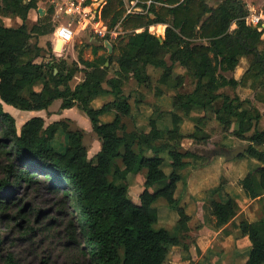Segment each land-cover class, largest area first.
Listing matches in <instances>:
<instances>
[{"label": "trees", "instance_id": "16d2710c", "mask_svg": "<svg viewBox=\"0 0 264 264\" xmlns=\"http://www.w3.org/2000/svg\"><path fill=\"white\" fill-rule=\"evenodd\" d=\"M136 1L142 10L128 13L124 0H105L97 17L107 22L109 31L120 25L124 33L112 42L111 53L99 55L101 48L94 47L93 60L80 53L79 61L69 64L54 55L51 42L47 43L48 53L38 41L32 42L33 37L38 40L54 32L53 6L29 25L28 14L38 8L39 0H0V16L22 19L18 27L0 22V264H30L35 246L47 243L42 233L65 220L66 243L73 252L61 264H164L172 246L182 243L179 234L189 230L191 220L176 197L179 184L187 185L182 171L188 158H202L182 149L181 142L189 137L210 144L206 112L213 113L225 131L248 141L249 171L239 184L248 198L264 195L261 112L256 106H246L249 99L222 91L239 85L240 81L226 73L236 69L241 57L250 59L242 81L249 78V72L264 74L263 33L246 23L249 10L245 2L223 0L211 6L209 0ZM233 23L236 27L232 29ZM156 24L167 25L162 39L149 30ZM106 36L108 39L110 33ZM177 64L192 77L194 88L173 95L171 127L161 129L158 117H152L147 131L127 130L124 117L131 116L132 105L124 93V80L134 78L140 86L150 85L148 67L154 66L164 70L161 83L175 78L177 84L172 87H181L184 77L176 72ZM110 69L114 76L109 75ZM78 71H84L85 79L73 88L70 82ZM37 82H41V90L33 89ZM108 95L114 99L99 108L92 105L95 98ZM58 99H62V109L78 106L89 117L102 142L93 157L88 156L83 130H69L61 120L45 125L42 116L28 119L18 130L15 116L2 103L34 111L48 109ZM155 110L162 114L158 106ZM193 110L203 114L192 118L195 130L184 134L183 115L189 117ZM109 112H115L114 118L103 121ZM234 122L237 126L232 129ZM60 127L68 134L64 151L50 144ZM166 151L169 174L162 156ZM144 169L143 183L132 187L140 189L134 199L127 177ZM33 187L57 195L63 208L59 215L66 219H46L45 210L33 207L25 196ZM159 198L178 212L180 233L156 227L159 214L154 204ZM239 208L230 195L212 200L215 226L229 223ZM238 227L251 244L245 264H264V217L241 219ZM53 257L46 253L42 263L54 264Z\"/></svg>", "mask_w": 264, "mask_h": 264}, {"label": "rangeland", "instance_id": "374dc122", "mask_svg": "<svg viewBox=\"0 0 264 264\" xmlns=\"http://www.w3.org/2000/svg\"><path fill=\"white\" fill-rule=\"evenodd\" d=\"M67 0H60V4L58 6L59 14L58 18L59 21L64 22L68 25H70L73 29H75V37L72 40V42L69 43L68 46L64 49V52L60 55L59 57H65L66 60L68 61L69 64H72L73 61H79V54L83 56V58L87 60H93L95 58V55L93 54V48L94 47H99L98 53L106 55L109 53V47L112 44V42H117L120 39V36L124 33L122 31V27L120 25H117L114 29H112V32L105 33V35H100L99 33H96L91 27L88 25H85L83 28L79 27V20L77 17H75L72 13H69L67 11L68 6L64 5ZM75 3H77L78 0H72ZM101 1V5L103 6L106 2L105 0H84L86 4H88L90 7L95 6L94 4L99 3ZM223 0H209V4L211 6H217L220 2ZM245 4L248 6V4H251L252 6H256V8H252L253 13H260L264 10V0H243ZM50 0H41L39 2V6H42L45 8H49L51 6ZM125 4V9L126 11L131 9L134 11V9L139 8V10H142L140 6L137 4L134 5L132 0H124ZM99 6V7H100ZM94 10V9H93ZM58 23V21H57ZM70 23V24H69ZM105 25L107 26V22L104 21ZM11 24H16L15 21H12ZM164 25V31L160 33L159 31V26L152 25L149 27L150 32L155 33L157 36H160L164 38L165 36V29H166V24H161ZM100 27V26H99ZM108 27V26H107ZM236 27V24L232 25V29ZM101 28V27H100ZM142 29H139V31ZM54 32L42 36L40 38L33 37L32 42L38 41L39 44H43L45 46V51L44 53H48L49 51L47 50V42H51L50 40H54ZM110 33L109 38L107 39V34ZM103 46V48H102ZM80 65H82L80 63ZM107 66V65H106ZM250 66V59L248 57H243L238 68L233 71L226 73L229 77L232 76H237L241 77L243 73L246 72L247 68ZM175 70L177 73H180L184 78L183 80V85L182 87L178 86L177 88L172 87V85L177 84V80L170 79L168 83H161L162 81V76H163V69L162 68H157L154 66H149L148 67V73L151 76L152 83L150 85H143L140 86L137 81L132 78H126L124 80V92L126 95L129 96V99H131V102L134 103L135 108L139 109V104L147 102L148 104L156 105L160 104L161 106L159 109L163 110V113L161 114L162 116H158L157 112L154 114V116L157 115L158 119L162 121H166L168 124L171 123V116L167 113V106L164 104L169 100L172 99L173 95L178 93V92H187L191 91L194 88V82L192 77L188 74L187 70L183 67H181L179 64L175 66ZM84 72V71H83ZM83 72H77L78 76L80 78L83 77L84 73ZM252 74L251 79L247 80V83L244 85H240L237 88H232V87H225L222 89L223 92L230 94L231 96L234 95H239L240 98L242 99H249V103L246 104V106H256L259 108L261 112V119L259 122V129L264 128V74H260L255 72L251 73L249 72V78ZM109 75L113 76L114 75V69L109 70ZM247 76H245L246 78ZM248 79V78H246ZM245 79V80H246ZM80 81L78 78H74L73 82L71 84L74 86L76 82ZM161 91V93H160ZM141 98L142 101L137 102L136 99ZM100 101H95L94 106L98 107L100 105ZM135 101V102H134ZM61 103L62 99L56 100L48 110H42V111H26V110H21L17 109L18 112H16V120L18 122H21V119L23 117L28 120V117L26 115L31 117H34L36 112H39L36 115L42 116L45 119V125H49L54 121H63L67 124V127L69 130H75V129H81L84 131V143L89 149V155L92 157L95 152L99 150L100 144H101V139L98 137V135L91 129V122L89 117L85 112H83L80 108L75 106L73 109L65 111L61 109ZM140 110V109H139ZM162 112V111H161ZM22 113V114H21ZM199 115H202V113H197ZM195 112L191 114L190 117L183 115V123H182V131L184 134L193 132L195 130V125L192 117L198 116ZM207 115V120H206V125H205V130L209 134L210 139L209 143L210 144H205L203 142H197L193 140L192 138L186 137L182 140L181 146L182 149L184 150H191L195 152L196 149L201 150L200 151V156L202 158L196 159V158H188V163L184 169H183V174L186 175L188 178L189 172L193 169L196 168L197 165L200 166L203 164L202 169L197 172V174H212V173H217L220 174L217 178L216 177H211L210 180L205 181L204 183H207L204 185V187H212L210 188L206 193V201H212V200H225L232 192V194H235L236 188L232 189L231 187H226L225 185H228V179L227 175H232L236 174L233 177V180L235 181L234 184L235 186H240L239 181L242 179L239 177V175L243 174L244 176L248 173L249 171V164L251 161V157L246 153H241L243 156L238 155V157L234 159H227L225 156H229L231 152L237 148V147H243L245 145H249L248 141L239 139L235 137L231 132H227L224 129L223 124H221L214 116L213 113L211 112H206ZM15 116V115H14ZM111 118V115H105L102 117L103 121H107ZM146 120L147 117L146 115L141 114V116L134 117V115L124 117V122L126 123L127 130H133L135 128H141L139 127L142 126V128H145L144 125H146ZM18 126V125H17ZM236 122L233 123V128H236ZM19 129V128H18ZM20 130V129H19ZM140 130V129H138ZM50 144L56 148L59 151H64L68 144V134L67 132L63 129V127H60L57 134L54 136V138L51 140ZM215 153L216 157L211 160L210 156ZM220 153H223V155H219ZM164 157V170L167 174L170 173L171 167L169 165V155L168 153H163ZM209 160H206V159ZM139 174V173H137ZM135 175V176H134ZM127 182L130 185V196L134 199L138 198L139 195V187L133 189L136 184H142L143 183V177L142 175H136V173H130L127 177ZM217 183V184H214ZM234 191V192H233ZM229 192V193H228ZM188 188L185 182H181L179 184V187L176 191V196L179 198L180 204L182 202L187 203V207L189 208H195L196 207V201L195 200H190L188 197ZM26 199L30 200L33 202L31 204L35 208H40L42 210H45L47 212L46 214V219H50L54 216H60V210H62V202L60 201V198L55 195L52 192H49L46 188L43 187H33L29 188L28 192L25 194ZM264 196V195H263ZM246 198H248L246 196ZM251 199V198H248ZM254 200V199H253ZM249 202V201H248ZM247 201L245 202V199L243 201H238L239 203V212L238 214L234 217H237V220L241 219H247L245 217V214L242 213V209L244 205L246 206ZM256 203L258 205H256ZM183 204V203H182ZM256 205V206H255ZM155 206L157 207L158 214H159V221L156 224V227H165L167 229H170L171 231H176L177 227L179 226L178 221H179V214L178 212L169 207L166 200L164 198H159L155 202ZM62 208V209H61ZM252 211H254L255 216L253 217L254 221L264 217V197L260 196L255 199L254 203H251L250 206H248ZM211 214V211H210ZM212 215V214H211ZM213 216V215H212ZM61 219H66L64 216H60ZM207 218V217H206ZM233 218V219H234ZM232 219V220H233ZM252 219V220H253ZM192 220V219H191ZM214 220V221H213ZM231 220V221H232ZM248 220V219H247ZM66 221V220H65ZM64 221V222H65ZM60 225L59 227L53 226L51 229L48 231L43 232L42 234H46L47 236V243H43L40 246H35V249L33 250V256L29 258L30 264H43L42 263V258L46 253L48 254H53V258L55 260L54 264H61L62 259L64 258L65 255L68 253L73 252V247L68 246L66 241H67V228L66 225L64 224ZM212 224L215 225V219L212 217ZM193 225H198V221H196V218L193 219L192 221ZM228 224V223H227ZM233 226H237V221H233L232 223ZM186 234H179L181 237L182 243H192V239H189L191 235L187 234L188 232H185ZM40 234V235H42ZM46 248V251H45ZM44 250V251H43ZM211 253V252H210ZM213 254L211 253V256L208 254L206 255L202 261V264H218L214 263V258L212 259ZM52 258V257H50ZM223 258L220 260L222 261ZM166 264H172L168 263L166 261ZM198 262L197 264H200ZM194 264V263H193Z\"/></svg>", "mask_w": 264, "mask_h": 264}, {"label": "crops", "instance_id": "0c3cea01", "mask_svg": "<svg viewBox=\"0 0 264 264\" xmlns=\"http://www.w3.org/2000/svg\"><path fill=\"white\" fill-rule=\"evenodd\" d=\"M40 1L41 0H39V2ZM83 1L84 0H78L77 3H82L83 7L86 8V11L91 10L92 6L90 7L88 4H86ZM39 2H38V5H39ZM50 2L51 3H55V4H51V6L54 7V13L52 15V22L54 23V26H55L54 40L53 41L50 40L51 44H52V47H53V53L58 59H61V58L66 59L65 57H59L58 55H60V54H62L64 52V49L66 48V46L69 45L70 42H72V40L71 41H65V40L61 39L60 37H58L57 29L59 28L60 25H68V24L59 21V19L57 20L58 14H59L58 6L60 4V0H50ZM72 3H75V2L72 1V0H67L64 5L69 6ZM246 7L248 8L249 13H251L252 8H254V9L256 8V6H252L251 4H248V6L246 5ZM39 8L43 9V12H44L43 15L39 12ZM93 9H92V15L96 16V18H97L96 20L97 21L100 20L97 17V13H96L97 10L95 9V7H93ZM47 10H48V8L45 10V8L42 7V6H38L37 9H32L29 12V14H28V23H29V25H32V24L38 22V20L47 13ZM75 17H77V16H75ZM12 21H15L16 24H11ZM57 21H58V23H57ZM0 22H2L5 26H8V27H18V26H20L22 24V19L20 17H10V16L1 15L0 16ZM78 24H79L80 28H83L85 25H88L96 33H98L95 30L94 24L91 21H85L84 23H80L79 22ZM99 26H101V22H98L97 27H99ZM74 31H75V29H74ZM109 32L111 33L112 31H109ZM75 33H76V31H75ZM112 34H113V32H112ZM100 35L103 36V34H100ZM42 36H46V35H42ZM42 36H40V37H42ZM39 45L42 46L43 48H45V46L43 44L40 43ZM242 58L243 57H241L240 62H241ZM79 65H80V63H79ZM238 66L236 67V69L238 68ZM83 67H84L83 64L80 65V68H83ZM78 72L80 73V72H83V71H78ZM244 74L245 73H243L241 77L232 76V77L236 78L238 81H240L238 86H240L242 84L245 85L247 83V80L251 79V77H250V78L242 81V77L244 76ZM114 75H115V73H114ZM74 78H78V79H80V81L76 82L75 85L73 86L71 84V82H73ZM74 78L70 82V84H71V86L73 88L77 84H79L80 82H82L85 79V73H84L82 78H80L78 76V74L76 73ZM130 79H132V78H130ZM228 87H231V86H228ZM237 87H232V88H237ZM41 88H42L41 82H37L33 86L34 90H41ZM113 99H114V96H112V95H108L106 97H98V98H95L92 101V103L94 104L95 101L101 100L100 101V105L98 107L94 106L93 104L92 105L95 108H99L103 104H105L106 102L111 101ZM0 101H1V99H0ZM136 101L137 102H140V101L143 102V100H141V98L136 99ZM129 102L132 105V114L131 115H134V117L136 118L138 116H141V114L144 113V115H146V117H147L146 125H144L145 128H142V126L139 125V127H141V128H138V129H140V130L147 131L149 129V120L152 117H157L158 114H159L160 117L162 116V115H160L159 112H157V115L154 116V114L156 113L155 107L158 106L160 108V106L162 105L161 102H159L160 104H156V105H152V106H151V104H148L147 102L140 103L139 104V107H140L139 109L140 110L135 108V105H134L133 102H131V99H129ZM2 103H3L4 109L6 111L12 113L13 115H15V118H17L15 113L18 112V110H16V107H14L12 105H9V104H6L4 102H2ZM164 105L168 107L166 110H167V113L170 115V113L174 110L172 99L169 100L168 103L166 102ZM74 107L75 106H73L71 108H65V109L61 108V109L65 110V111H68V110L73 109ZM48 109H43V110H48ZM34 111H42V110H34ZM160 111H162V113H163V110L160 109ZM193 112H195L197 114V113H202L203 111L193 110ZM38 113L39 112L34 113L35 116H39V115H36ZM105 115H111V118L109 117L110 118L109 120H112L114 118V116H115V112H109V113H107ZM197 115L200 116L199 114H197ZM26 117H28V119H30V116L26 115ZM109 120H107V121H109ZM16 121H17V125H18L17 128L20 129L21 126L27 121V119L26 118L23 119V117H22L21 122H18V120H16ZM158 125H159V127L161 129H167V128H170L172 124L170 125V123L168 124L166 121L165 122L164 121L161 122V120L158 119ZM194 125H195V123H194ZM91 127H92V124H91ZM91 129L93 130V128H91ZM135 129H137V128H135ZM181 131H182V127H181ZM182 133H183V131H182ZM187 134H189V133H187ZM101 146H102V142L100 144L99 150H101ZM200 151H202V149L201 150L196 149L194 153L200 155ZM97 152H95V154ZM163 153H168V152L166 151V152H163ZM163 153H162V156H163ZM216 155L213 154L212 156H210L211 160H213L216 157ZM219 155H223V153H220ZM88 156L91 158V156L89 155V149H88ZM223 156H225L228 159V157L226 155H223ZM229 159H234V158H229ZM207 160H209V159L207 158ZM188 165H189V163H188ZM202 166H203V164L200 165V166L197 165L196 168H193L189 172V175H188V178H187V188H188V193H189L188 197H189L190 200H195L196 201L195 202L196 203V207L192 209V208L187 207V203L186 202H182L183 204L181 203V205L184 206L186 212L191 216V219H192L189 222V230L187 231L188 232L187 234L191 235L189 237V239H192V243L183 242L180 245L172 246V248H171V250H170V252L168 254L167 261H168V263H172V264H193V263L197 264L198 262L202 261V259L206 255L209 254L211 256V253H212L213 254L212 259L214 258V263H218V264H245V262H246V260H247V258L249 256V253H250L251 244H250L248 238L241 234L240 228L238 227V224H239L240 220L239 219L237 220V217H236L232 221H230L228 224H226V225H224L222 227H216L211 222L212 221V217H213L210 214L211 201L210 200L206 201V195H207L206 192L212 187L211 186L210 187L209 186L208 187H204V185L207 184V183H204V182L207 181V180H210L211 177H216L217 178V175L220 176V174H217V173H212V174H209V175H207V174H204V175L197 174V172L202 169ZM145 174H146V170L144 169L139 174H136V175H142L143 180H144L145 179ZM235 175H236L235 173L232 174V175H227V179H228L229 183H228V185H225V188L226 187H231L232 189L236 188L235 194H232V192L231 193L228 192V193L230 194V196L235 198L237 201H239V200L243 201V199H245V202L249 201L246 206L244 205V207L242 209V213L245 214V217L249 221H254L253 217L255 216V213L250 208H248V206H250L251 203H254L255 199L253 200V199L246 198V194L244 193V191L241 188V186H239V185L235 186V184H234L235 181L233 180V177ZM239 177L243 178L244 175L241 174V175H239ZM214 184H217V183H214ZM262 197H264V196L262 195ZM256 205H258V204L256 203ZM194 218H196V221H198V225H193L192 224V221H193ZM235 220L237 221V226H233L232 225L233 221H235ZM172 232H174V231H172ZM174 233H180L179 230H178V227H177V230ZM182 233L186 234L185 232H182ZM221 258H223L222 261L220 260ZM166 263L167 262H165L164 264H166ZM200 264H202V262H200Z\"/></svg>", "mask_w": 264, "mask_h": 264}, {"label": "built area", "instance_id": "2783aa9c", "mask_svg": "<svg viewBox=\"0 0 264 264\" xmlns=\"http://www.w3.org/2000/svg\"><path fill=\"white\" fill-rule=\"evenodd\" d=\"M132 2L134 5H136L137 3L136 0H132ZM67 11L77 16V19L80 23H84L85 21H91L94 24V28L98 33L105 35V33L108 32V27L105 25L104 21L101 19L97 21L96 16L92 15V9L86 11V8L83 7L82 3H72L68 6ZM138 11L141 10H139V8L134 9V11L131 9L127 10L128 13ZM245 20L248 25L255 26L260 31H262L264 37V11L261 13L251 12L246 16ZM98 22H101V28L97 27ZM57 35L65 41H71L74 39L75 31L70 25H60L57 29Z\"/></svg>", "mask_w": 264, "mask_h": 264}, {"label": "water", "instance_id": "95a60500", "mask_svg": "<svg viewBox=\"0 0 264 264\" xmlns=\"http://www.w3.org/2000/svg\"><path fill=\"white\" fill-rule=\"evenodd\" d=\"M101 5V1L99 2V3H96L95 4V9L97 10L98 8H99V6ZM39 12L43 15L44 14V12H43V9L42 8H39ZM167 27V26H166ZM161 39H162V37H161ZM113 51V47H112V45H110V47H109V52L111 53ZM106 65L107 66H109V61H107L106 62ZM57 71V70H56ZM248 148H249V145H245V146H243V147H237V148H235L232 152H231V154L229 155V156H227L228 158H235V157H237L238 155H240L241 153H244V152H246L247 150H248ZM213 154H215V153H213Z\"/></svg>", "mask_w": 264, "mask_h": 264}, {"label": "bare ground", "instance_id": "6f19581e", "mask_svg": "<svg viewBox=\"0 0 264 264\" xmlns=\"http://www.w3.org/2000/svg\"><path fill=\"white\" fill-rule=\"evenodd\" d=\"M234 24V23H233ZM235 25V24H234ZM159 26V31L162 33L164 31V25L158 24Z\"/></svg>", "mask_w": 264, "mask_h": 264}]
</instances>
